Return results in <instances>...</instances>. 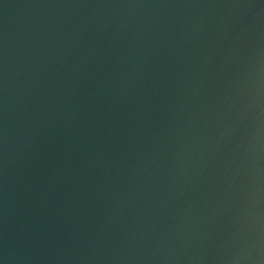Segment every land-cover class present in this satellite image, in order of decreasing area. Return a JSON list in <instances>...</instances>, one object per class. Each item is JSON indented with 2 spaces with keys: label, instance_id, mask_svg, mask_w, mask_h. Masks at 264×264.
<instances>
[{
  "label": "water",
  "instance_id": "95a60500",
  "mask_svg": "<svg viewBox=\"0 0 264 264\" xmlns=\"http://www.w3.org/2000/svg\"><path fill=\"white\" fill-rule=\"evenodd\" d=\"M0 264H264V0H0Z\"/></svg>",
  "mask_w": 264,
  "mask_h": 264
}]
</instances>
